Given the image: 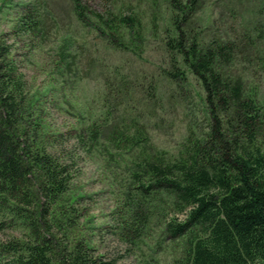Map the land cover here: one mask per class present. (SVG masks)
<instances>
[{
  "label": "rangeland",
  "instance_id": "1",
  "mask_svg": "<svg viewBox=\"0 0 264 264\" xmlns=\"http://www.w3.org/2000/svg\"><path fill=\"white\" fill-rule=\"evenodd\" d=\"M81 1L88 11L105 13L116 22L122 15L135 16L136 24L123 30V40L104 27V39L100 28L80 22L73 0H0V43L12 46L8 59L25 82L27 100L35 103L36 112L43 109L45 125L34 141L70 165L69 188L55 205L52 235L67 238L70 245L85 242L113 264H175L185 241L170 239L164 230L167 216L173 215V200L165 196L148 203V224L130 244L122 231L123 219L132 213L125 197L137 192L133 172L141 145L174 158L190 130L199 135L208 131L204 91L190 72L180 87L164 73L171 66L164 42L169 0ZM263 1L203 0L193 25L207 40L245 36L247 49L231 71L257 89L264 106V45L259 42L255 51L247 46L246 36L255 15L262 16L256 12ZM27 12L40 23L36 33L19 27ZM105 120V135L94 148L79 145L76 131ZM137 120L146 126L148 141L116 148L109 140L115 127L127 130ZM6 226L0 229L2 240L25 242L31 237L18 218L10 217Z\"/></svg>",
  "mask_w": 264,
  "mask_h": 264
},
{
  "label": "trees",
  "instance_id": "2",
  "mask_svg": "<svg viewBox=\"0 0 264 264\" xmlns=\"http://www.w3.org/2000/svg\"><path fill=\"white\" fill-rule=\"evenodd\" d=\"M202 1L169 0L164 42L171 66L164 73L179 87L188 72L201 83L209 129L201 135L190 130L174 158L141 145L133 172L137 192L126 194L132 213L123 219L122 231L135 244L150 219L148 203L168 196L174 210L165 233L185 241L175 264H264V106L257 89L231 71L247 49L245 36L207 40L197 32L193 18ZM73 2L80 22L100 28L104 39L108 32L102 28L123 40V30H132L137 21L122 15L118 23L105 13L88 11L81 0ZM260 8L256 13L262 16L254 14L257 19L246 35L247 46L255 51L259 42L264 45V5ZM35 19L27 12L19 27L36 33L40 23ZM11 51V45L0 43V229L15 217L31 237L25 242L0 239V264H113L85 242L70 245L67 238L52 235L55 205L69 188L70 165L34 141L45 125L43 109L36 112L35 103L27 100L25 82L8 59ZM261 51L264 64V46ZM108 122L93 121L76 131L79 145L94 148ZM115 128L109 140L118 149L122 143L148 141L146 126L138 120L127 130Z\"/></svg>",
  "mask_w": 264,
  "mask_h": 264
}]
</instances>
